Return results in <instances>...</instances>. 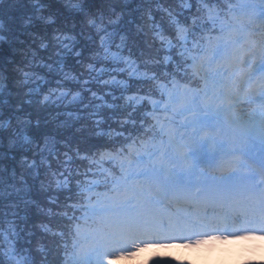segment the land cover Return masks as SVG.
I'll list each match as a JSON object with an SVG mask.
<instances>
[{"label": "snow or ice", "instance_id": "1", "mask_svg": "<svg viewBox=\"0 0 264 264\" xmlns=\"http://www.w3.org/2000/svg\"><path fill=\"white\" fill-rule=\"evenodd\" d=\"M82 2L73 8L85 12ZM196 2L191 26L173 19L175 43L160 37L179 60L158 86L160 98L143 131L101 152L88 169L91 178L85 173L77 181L65 226L54 234L57 261L39 262L19 244L21 213L33 202L15 174L0 180V264H113L141 246L264 231V0ZM32 7L25 25L42 18V0H32ZM115 14L112 8L109 22ZM85 15L105 33V45V14ZM171 59L164 57L165 63ZM23 140L30 143L26 135ZM70 176L52 172L40 189L50 194L53 181L56 189L68 188ZM153 264L174 260L158 257Z\"/></svg>", "mask_w": 264, "mask_h": 264}, {"label": "trees", "instance_id": "2", "mask_svg": "<svg viewBox=\"0 0 264 264\" xmlns=\"http://www.w3.org/2000/svg\"><path fill=\"white\" fill-rule=\"evenodd\" d=\"M42 2V18L30 25L25 19L32 0L0 2V125H6L0 126V180L15 174L29 193L33 203L21 213L25 231L19 244L39 262L58 260L54 234L65 226L63 213L76 199L77 181L85 173L91 178L93 160L126 145L143 131L142 121L150 120L158 86L179 60L160 37L175 43L173 19L191 26L199 6L196 0H83L91 16L105 14L109 35L102 45L105 33L73 8L78 0ZM112 8L116 14L109 22ZM165 56L172 59L165 63ZM69 171L68 188L56 189L53 181L50 194L41 191L40 182L52 172Z\"/></svg>", "mask_w": 264, "mask_h": 264}, {"label": "clouds", "instance_id": "3", "mask_svg": "<svg viewBox=\"0 0 264 264\" xmlns=\"http://www.w3.org/2000/svg\"><path fill=\"white\" fill-rule=\"evenodd\" d=\"M150 251L136 261L135 264H146L149 255L168 257L177 261V264H264V231H241L235 237L216 236L201 239L188 245L184 244H156L149 247ZM187 249L195 252L198 256L213 253L219 250L226 254V259L218 261L194 262L180 251L176 255L171 254L168 249Z\"/></svg>", "mask_w": 264, "mask_h": 264}, {"label": "rangeland", "instance_id": "4", "mask_svg": "<svg viewBox=\"0 0 264 264\" xmlns=\"http://www.w3.org/2000/svg\"><path fill=\"white\" fill-rule=\"evenodd\" d=\"M2 1L3 0H0V2H2ZM174 244H180V243H174ZM149 251H150L149 247L144 248L142 246L139 251H136L135 255L122 256V257H120V259L114 261L113 264H135L136 261L141 260L145 256V254L148 253ZM167 251H169L173 255H176L177 252L182 251L188 259L193 260L194 262L203 261L205 259H207L208 261H218V260L227 258L226 254L221 253L219 250L214 251L213 253L201 255V256H198L195 252H189L187 249L172 248V249H168ZM158 257L159 258H168V257H161V256H156V255H149L147 257L146 264H153V262ZM175 262H177V261L174 260V264H175Z\"/></svg>", "mask_w": 264, "mask_h": 264}, {"label": "water", "instance_id": "5", "mask_svg": "<svg viewBox=\"0 0 264 264\" xmlns=\"http://www.w3.org/2000/svg\"><path fill=\"white\" fill-rule=\"evenodd\" d=\"M0 25H1V22H0Z\"/></svg>", "mask_w": 264, "mask_h": 264}]
</instances>
